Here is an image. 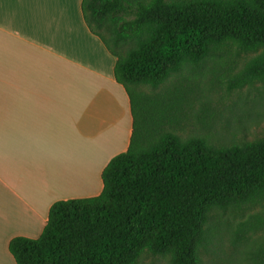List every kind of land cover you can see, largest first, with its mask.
<instances>
[{
    "label": "trees",
    "instance_id": "obj_1",
    "mask_svg": "<svg viewBox=\"0 0 264 264\" xmlns=\"http://www.w3.org/2000/svg\"><path fill=\"white\" fill-rule=\"evenodd\" d=\"M81 12L115 58L129 145L102 170L98 196L53 203L37 238L8 242L15 263L264 264V134L183 135L182 86L165 88L232 53L250 57L228 89L263 84L264 0H82Z\"/></svg>",
    "mask_w": 264,
    "mask_h": 264
},
{
    "label": "crops",
    "instance_id": "obj_2",
    "mask_svg": "<svg viewBox=\"0 0 264 264\" xmlns=\"http://www.w3.org/2000/svg\"><path fill=\"white\" fill-rule=\"evenodd\" d=\"M82 0H0V264L35 239L54 202L102 191L127 150V95L115 58L88 30Z\"/></svg>",
    "mask_w": 264,
    "mask_h": 264
},
{
    "label": "rangeland",
    "instance_id": "obj_3",
    "mask_svg": "<svg viewBox=\"0 0 264 264\" xmlns=\"http://www.w3.org/2000/svg\"><path fill=\"white\" fill-rule=\"evenodd\" d=\"M249 55L224 54L188 68L165 88L179 84L183 90V135L207 134L216 144L252 140L264 134V83L229 90L228 79L242 67ZM55 203V202H54ZM256 212V208L254 209ZM142 264H166L144 258Z\"/></svg>",
    "mask_w": 264,
    "mask_h": 264
}]
</instances>
